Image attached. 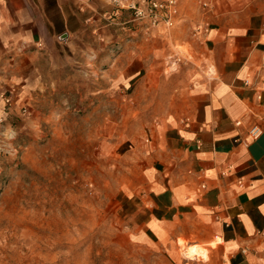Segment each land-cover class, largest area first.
<instances>
[{
	"label": "crops",
	"instance_id": "obj_1",
	"mask_svg": "<svg viewBox=\"0 0 264 264\" xmlns=\"http://www.w3.org/2000/svg\"><path fill=\"white\" fill-rule=\"evenodd\" d=\"M177 2L147 34L110 0H0V118L27 105L34 123L52 72L107 76L113 97L139 79L157 116L125 184L129 235L173 264H264V0Z\"/></svg>",
	"mask_w": 264,
	"mask_h": 264
},
{
	"label": "rangeland",
	"instance_id": "obj_2",
	"mask_svg": "<svg viewBox=\"0 0 264 264\" xmlns=\"http://www.w3.org/2000/svg\"><path fill=\"white\" fill-rule=\"evenodd\" d=\"M93 73L52 72L34 123L20 124L27 105L0 122V264H173L124 220L125 184L157 110L140 99L139 79L113 97Z\"/></svg>",
	"mask_w": 264,
	"mask_h": 264
},
{
	"label": "built area",
	"instance_id": "obj_3",
	"mask_svg": "<svg viewBox=\"0 0 264 264\" xmlns=\"http://www.w3.org/2000/svg\"><path fill=\"white\" fill-rule=\"evenodd\" d=\"M110 2L117 8L132 10L136 21L152 27L161 22L172 26L179 11L177 0H110ZM201 32H208V28L198 27L194 34H201ZM2 98L6 106L13 104L12 93H4ZM258 99H261V95H258ZM2 119L3 117L0 118V122L3 121Z\"/></svg>",
	"mask_w": 264,
	"mask_h": 264
},
{
	"label": "bare ground",
	"instance_id": "obj_4",
	"mask_svg": "<svg viewBox=\"0 0 264 264\" xmlns=\"http://www.w3.org/2000/svg\"><path fill=\"white\" fill-rule=\"evenodd\" d=\"M188 256H195L196 254L205 255V249L200 246H189L187 250Z\"/></svg>",
	"mask_w": 264,
	"mask_h": 264
}]
</instances>
